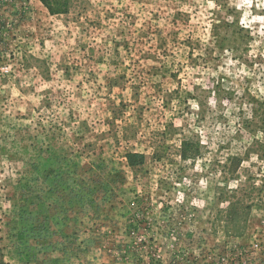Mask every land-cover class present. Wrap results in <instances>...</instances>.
<instances>
[{
  "label": "rangeland",
  "instance_id": "374dc122",
  "mask_svg": "<svg viewBox=\"0 0 264 264\" xmlns=\"http://www.w3.org/2000/svg\"><path fill=\"white\" fill-rule=\"evenodd\" d=\"M24 196L54 250L20 253ZM0 258L264 264V0H0Z\"/></svg>",
  "mask_w": 264,
  "mask_h": 264
},
{
  "label": "trees",
  "instance_id": "16d2710c",
  "mask_svg": "<svg viewBox=\"0 0 264 264\" xmlns=\"http://www.w3.org/2000/svg\"><path fill=\"white\" fill-rule=\"evenodd\" d=\"M40 2L46 7L49 14H63L67 13L70 7V0H40ZM190 149L188 150L185 146L182 148L181 151V157L187 158L189 157L188 153ZM125 158L127 161V164L131 167L142 165L145 161V155L143 153H134V152H127L125 153ZM52 165V166H51ZM59 172V168L56 163H46V169L44 168L45 173V179L47 181L48 190L57 189L58 187H61L59 180L55 179L54 181L50 182L51 175L57 176ZM82 175H84L83 181L84 185L83 188L86 191L85 193V201L89 205V200H92L93 193L96 192V189L101 188L100 186H97L95 183V180H93L94 176L102 175L104 178L107 175V171L105 169H98L95 171L90 166H86L84 171H82ZM72 181V180H71ZM71 181L69 184H71ZM73 182V181H72ZM28 186V191L30 194H32V189ZM26 191H22V195H25ZM27 197V196H26ZM24 196V200L22 199V203L19 205V209L16 211L18 212L15 217V224H21V227L19 230L16 231L15 235L13 237H17V243L19 246H22V249H20V253L24 251H30L34 248V246L37 247L38 252H44L46 250H54L56 247L55 242L50 241L48 238L53 233L49 221L39 222V220L36 218V216L33 213H37L38 211L34 209V206L32 204L31 208H29V201ZM42 209V213L40 214H48L49 211L47 210V207H51V205H45ZM97 206H99L97 204ZM36 211V212H35ZM57 218H55L56 220ZM66 220V219H65ZM30 240L32 242H30ZM93 243V241H87L82 244L83 247L79 248L73 244V242L68 243V247L71 252L74 250H79L84 253H86L88 247ZM83 255V254H82ZM86 254L82 256V258H85ZM2 262V263H1ZM0 264H5L3 260L0 258Z\"/></svg>",
  "mask_w": 264,
  "mask_h": 264
}]
</instances>
